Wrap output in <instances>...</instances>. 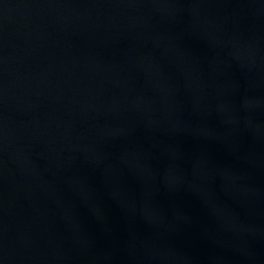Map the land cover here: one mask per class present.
<instances>
[{"label":"water","instance_id":"water-1","mask_svg":"<svg viewBox=\"0 0 264 264\" xmlns=\"http://www.w3.org/2000/svg\"><path fill=\"white\" fill-rule=\"evenodd\" d=\"M0 264H264V0H0Z\"/></svg>","mask_w":264,"mask_h":264}]
</instances>
